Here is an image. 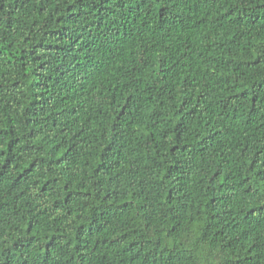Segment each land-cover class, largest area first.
<instances>
[{
    "label": "trees",
    "instance_id": "obj_1",
    "mask_svg": "<svg viewBox=\"0 0 264 264\" xmlns=\"http://www.w3.org/2000/svg\"><path fill=\"white\" fill-rule=\"evenodd\" d=\"M0 264H264V0H0Z\"/></svg>",
    "mask_w": 264,
    "mask_h": 264
}]
</instances>
